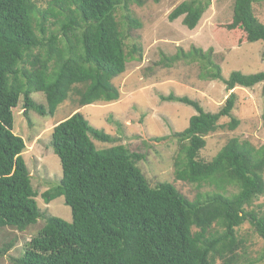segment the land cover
I'll use <instances>...</instances> for the list:
<instances>
[{"label":"trees","instance_id":"obj_1","mask_svg":"<svg viewBox=\"0 0 264 264\" xmlns=\"http://www.w3.org/2000/svg\"><path fill=\"white\" fill-rule=\"evenodd\" d=\"M147 1L48 0L44 7L39 0H0V229L24 231L40 218L45 221L16 264H236L243 243L237 228L246 221L264 242V208L255 203L264 195V145L232 137L211 160L200 157L207 135L239 126L233 114L236 91L216 112L188 96L162 95L197 111L184 130L173 133L181 157L176 179L213 190L190 200L170 182L151 186L139 167L144 155L122 144L98 149L93 138L116 139L77 111L53 128L63 178L43 194L46 203L63 196L72 221L39 207L23 156L26 142L13 131V109L22 98L29 118L32 110L54 115L72 94L80 106L119 100L113 78L144 53L141 44L127 43L129 31L142 27L131 4ZM254 1L235 0L226 25L235 36L243 34V43L264 42ZM211 3L184 0L168 18L183 17L194 29ZM118 8L124 10L122 19ZM213 55V48L192 46L179 49L175 58L199 62L201 77L221 80L227 90L264 82V71L233 70L224 77ZM35 92L45 94L46 104L32 98ZM11 248L0 246V257Z\"/></svg>","mask_w":264,"mask_h":264},{"label":"rangeland","instance_id":"obj_2","mask_svg":"<svg viewBox=\"0 0 264 264\" xmlns=\"http://www.w3.org/2000/svg\"><path fill=\"white\" fill-rule=\"evenodd\" d=\"M39 1L47 6L48 0ZM182 1L161 0L156 3L148 0L143 6L131 4V10L140 19L142 27L129 31L127 43L141 44L144 53L142 60L128 62L125 72L113 78L121 93L119 100L80 106L77 96L72 94L60 104L54 115L32 110L28 113L30 119L24 115L22 98L13 109V131L26 142L23 156L38 192L39 207L46 215L72 221L71 207L63 196L46 203L43 194L63 178L61 161L52 146L53 128L77 111H81L94 127L116 139L109 143L93 138L98 149L122 144L141 153L144 158L139 167L151 186L170 182L190 200L214 189L177 180L175 175V162L176 159L181 161V157L173 133L184 130L197 111L182 102L165 101L162 95L188 96L199 101L206 111L216 112L229 94L236 91L238 99L233 114L240 119V124L235 130L221 128L206 136L207 144L200 152V157L206 161L211 160L232 137L248 140L256 147L264 145V82L252 88L238 86L227 90L221 80L203 79L199 62L175 58L179 49L186 52L192 46L205 51L213 48L214 60L222 67L224 77L228 78L233 70L257 73L264 71V42L243 43L245 39L241 32L235 36L226 29L233 18L235 0H212L194 29L183 24V17L174 21L168 18ZM253 7L257 18L264 23V0H255ZM123 13V9H117L120 19ZM32 98L37 103L46 104L42 92L33 93ZM255 203L264 208V195ZM44 224V219L40 218L24 231L1 228L0 246L12 245V248L0 257V264H16L14 259L23 255L27 243ZM237 236L243 243L237 250L240 256L236 264H264V242L249 221L237 228Z\"/></svg>","mask_w":264,"mask_h":264}]
</instances>
